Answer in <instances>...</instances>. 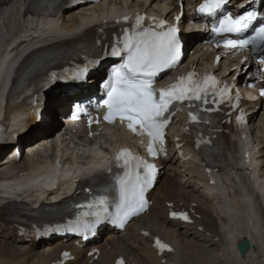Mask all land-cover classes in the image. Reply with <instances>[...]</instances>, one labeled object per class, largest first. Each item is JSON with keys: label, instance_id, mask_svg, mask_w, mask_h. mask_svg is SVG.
Here are the masks:
<instances>
[{"label": "snow or ice", "instance_id": "6c2138e0", "mask_svg": "<svg viewBox=\"0 0 264 264\" xmlns=\"http://www.w3.org/2000/svg\"><path fill=\"white\" fill-rule=\"evenodd\" d=\"M228 2L229 0H203L196 11L202 16H215ZM257 3L264 4V0H252V5ZM259 15L257 7H251V10L236 16L224 13L219 17L218 26H213L212 32L221 37L223 47L227 49L237 52L248 50L251 53L259 51L261 55L257 62L264 65V21L259 19ZM129 19L128 15L122 17L124 23ZM146 19L152 23L146 25L144 23ZM180 19V15L175 17L177 22ZM117 23H121V19H117ZM249 29L251 34L243 35ZM180 31L178 23L170 24L155 16L136 14L134 22L122 28L121 35L108 46L110 51L105 50L103 56L98 55L89 59L72 76V79H84L89 71L99 66L101 60L107 56L120 59L121 62L111 68L103 82L106 98L102 103L107 109L104 120L109 124L119 120L126 124V128L134 135L140 137L147 135L146 150L152 157L164 151L165 129L177 111L186 108L188 123L191 126L211 125V119L203 115L219 110L218 107L213 108L211 105L218 106L227 100L232 109H237L240 101V93L237 91L235 102H232L234 86L222 85L212 74L206 73L200 77L195 71L177 77L170 84L154 87L160 73L177 67L180 62L182 55ZM227 34L236 35L235 38H228ZM219 60L218 56L216 61ZM56 78L53 73L52 79ZM260 95L264 96V88L260 90ZM76 118L74 115L73 119ZM236 122L238 124L246 122L242 111L236 116ZM92 123L93 121L89 120V124ZM187 130L186 128L185 131ZM211 143V137L204 139L200 135L197 137L196 147ZM156 145H160V148L157 149ZM179 146L178 144L177 147ZM114 162L123 171V175L115 177L116 196L110 197L109 189L106 187L86 205H77L78 208L86 210L81 211L75 221H70L65 226V231L82 234L87 239L95 232L97 226L105 221L123 227L131 217L147 208L145 194L155 181L156 166L127 148H122L116 153ZM169 215L189 220L188 214L184 212H170ZM144 235L149 234L145 232ZM155 246L159 251H171V248L159 239L155 240ZM62 256L67 258L69 253L64 252ZM117 264H123V261H117Z\"/></svg>", "mask_w": 264, "mask_h": 264}, {"label": "bare ground", "instance_id": "6f19581e", "mask_svg": "<svg viewBox=\"0 0 264 264\" xmlns=\"http://www.w3.org/2000/svg\"><path fill=\"white\" fill-rule=\"evenodd\" d=\"M16 17H19L16 9H12ZM2 10H0V52L3 50L5 42L11 39L16 33H19V23L13 20H10L2 15ZM71 24L74 25V21L77 20V16L72 14ZM185 21L183 25V30L186 32L188 41H196L197 34L193 31L187 30V25L192 17L188 12H185ZM2 35H6L8 38L5 42H1ZM193 51L194 57L196 58L194 62L199 61L197 58V52L189 45L186 48V54H190ZM1 54V53H0ZM208 54L204 53L203 58ZM5 57V56H4ZM2 59L0 55V60ZM189 59V58H188ZM42 128H39L41 130ZM38 141L34 143V147H37ZM28 155L24 156L23 159L15 162H9L6 164L5 161L0 162V165H5V167L0 166V175L4 176L6 171L9 168H12L13 173L21 172L28 169L29 163L33 162V158H28ZM33 160V161H32ZM41 162V161H40ZM8 171V173H9ZM175 185L164 181V185L161 187L159 192V198L155 201V206L157 210L155 214L152 213L151 218L148 220H142L141 224L143 227L151 228L156 230L162 237H164L169 242L173 243L181 249L185 254L187 260L185 264H263L264 262V211L260 210V218L262 222L260 224L254 223L253 218L246 211L247 202H242V196L239 193H233V198L235 206L233 211L235 212V228L233 229L230 225L223 226L228 233V237L225 236V233L221 230V227L218 225L216 216L220 219L221 215L224 214L222 209L217 205L214 210V205L208 206L207 203L204 205L206 212L208 214V220L205 223L208 231H212L214 236H219L221 243H212L211 238H205L203 234H199L194 230V227L191 226H181V224L171 223L164 212L160 209L164 207V204L168 201H178L180 199H198L197 196L193 195L188 191L175 192ZM257 205L260 203V198L257 195L252 196ZM212 210V211H209ZM233 232H232V231ZM232 233H231V232ZM178 232V233H177ZM177 233V234H176ZM242 238H247L250 240L252 245L251 250L244 257H240L233 252L226 251L224 254L225 262L221 263L217 260L215 252L217 247H222L229 243L230 246L238 242ZM126 244H124V251L127 255L136 262V264H154V255L148 248V246L140 240V237L137 234V230L133 227H130L126 231ZM112 246V244H105ZM62 248V244L50 245L46 244L40 250H34L33 248H25L16 244H8L3 240H0V264H46L49 261L53 260L59 249ZM115 247L113 251L105 250L103 257L112 256L115 254ZM34 260V262H32Z\"/></svg>", "mask_w": 264, "mask_h": 264}, {"label": "water", "instance_id": "95a60500", "mask_svg": "<svg viewBox=\"0 0 264 264\" xmlns=\"http://www.w3.org/2000/svg\"><path fill=\"white\" fill-rule=\"evenodd\" d=\"M239 248H240L241 252H243L247 248V244L246 243L241 244V245H239Z\"/></svg>", "mask_w": 264, "mask_h": 264}, {"label": "rangeland", "instance_id": "374dc122", "mask_svg": "<svg viewBox=\"0 0 264 264\" xmlns=\"http://www.w3.org/2000/svg\"><path fill=\"white\" fill-rule=\"evenodd\" d=\"M244 264V263H243Z\"/></svg>", "mask_w": 264, "mask_h": 264}]
</instances>
